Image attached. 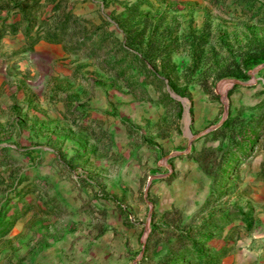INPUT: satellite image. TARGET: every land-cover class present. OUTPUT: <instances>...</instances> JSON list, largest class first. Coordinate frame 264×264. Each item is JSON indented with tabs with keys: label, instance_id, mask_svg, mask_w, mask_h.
Segmentation results:
<instances>
[{
	"label": "rangeland",
	"instance_id": "rangeland-1",
	"mask_svg": "<svg viewBox=\"0 0 264 264\" xmlns=\"http://www.w3.org/2000/svg\"><path fill=\"white\" fill-rule=\"evenodd\" d=\"M0 9V264H256L264 0Z\"/></svg>",
	"mask_w": 264,
	"mask_h": 264
},
{
	"label": "crops",
	"instance_id": "crops-1",
	"mask_svg": "<svg viewBox=\"0 0 264 264\" xmlns=\"http://www.w3.org/2000/svg\"><path fill=\"white\" fill-rule=\"evenodd\" d=\"M0 18H1L0 24L5 19L4 23H7L11 27V29L14 30L15 27L14 24L18 20V15L16 14L13 15L12 12L8 13L7 10L2 11L0 9ZM6 32L7 31L3 33V31L1 32L0 30V48L11 50L14 48L15 49L19 48L24 44V43H21L20 45L13 44V42L10 40V36H8ZM19 34H16L17 39ZM25 46L28 45L25 44ZM258 198H259L258 202H260V204H262L263 207L262 208L257 207L255 209L254 219L257 222V225L255 226L253 232L251 233V236L249 237V244L255 247L254 253L256 257H254V260H256V264H264V184L259 188Z\"/></svg>",
	"mask_w": 264,
	"mask_h": 264
}]
</instances>
